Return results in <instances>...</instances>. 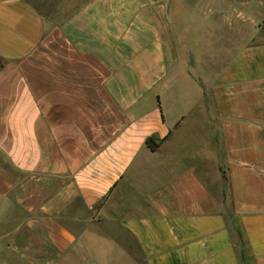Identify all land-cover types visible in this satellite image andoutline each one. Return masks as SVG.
<instances>
[{
  "label": "crops",
  "instance_id": "0c3cea01",
  "mask_svg": "<svg viewBox=\"0 0 264 264\" xmlns=\"http://www.w3.org/2000/svg\"><path fill=\"white\" fill-rule=\"evenodd\" d=\"M48 3L0 0V264H264V40L198 71L195 0Z\"/></svg>",
  "mask_w": 264,
  "mask_h": 264
},
{
  "label": "rangeland",
  "instance_id": "374dc122",
  "mask_svg": "<svg viewBox=\"0 0 264 264\" xmlns=\"http://www.w3.org/2000/svg\"><path fill=\"white\" fill-rule=\"evenodd\" d=\"M35 1L37 2V7L43 12H46L47 7V14H49L51 7L48 0L47 5L43 3L44 0ZM195 2L194 12L191 9L190 12L189 9L186 11L183 7L181 14L187 13L186 16L189 15V18H191L190 14H195L196 17V27L190 28L189 36L186 35L184 39L193 50L195 49L191 54V59L194 61V66L198 71L207 70L208 66L205 62V57L209 56L207 53L208 48H216V46H223L224 44H227L230 48L235 42H240L241 38L235 36L238 31L231 29V24L236 21L237 23L240 22L238 19L243 18V22H241L243 30L242 40L245 44L264 40V0H195ZM210 4L213 9L217 8L212 12L213 15L215 14L214 16H218L216 12L219 11V6H222L224 13H227V30L225 28L218 30L214 26L215 22L200 23L201 20L198 17L204 14L207 15ZM241 11L244 15L239 17V12ZM191 34L192 36H190ZM214 51L216 50L214 49ZM229 55L230 53H228Z\"/></svg>",
  "mask_w": 264,
  "mask_h": 264
},
{
  "label": "trees",
  "instance_id": "16d2710c",
  "mask_svg": "<svg viewBox=\"0 0 264 264\" xmlns=\"http://www.w3.org/2000/svg\"><path fill=\"white\" fill-rule=\"evenodd\" d=\"M146 142L151 150H154L157 147V143H155L151 138H148Z\"/></svg>",
  "mask_w": 264,
  "mask_h": 264
}]
</instances>
